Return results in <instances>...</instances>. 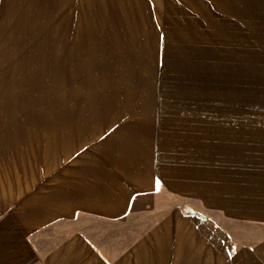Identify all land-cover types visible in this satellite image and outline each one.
Returning <instances> with one entry per match:
<instances>
[{
  "label": "rangeland",
  "instance_id": "rangeland-1",
  "mask_svg": "<svg viewBox=\"0 0 264 264\" xmlns=\"http://www.w3.org/2000/svg\"><path fill=\"white\" fill-rule=\"evenodd\" d=\"M75 1L81 5L68 0L63 16L64 8H53L52 33L37 27L39 64L35 58L36 73L26 75L22 108L18 104L30 119L33 149L41 139L54 153V111L62 118L63 111H77L89 115L79 122L100 126L104 109L150 106L153 94L169 118L179 119V108H167L187 91L189 103L180 108L202 122L210 169L219 167L227 179L241 176L248 197L264 198V0H192L203 15L193 37L184 30L190 23L181 0ZM229 140L240 141L233 163ZM162 200L142 201L116 223L83 213L67 221L0 204V264L42 263L79 230L94 244L112 242L120 251L162 215ZM246 218L209 210L210 224L201 226L211 238L213 264H264V222Z\"/></svg>",
  "mask_w": 264,
  "mask_h": 264
},
{
  "label": "crops",
  "instance_id": "crops-1",
  "mask_svg": "<svg viewBox=\"0 0 264 264\" xmlns=\"http://www.w3.org/2000/svg\"><path fill=\"white\" fill-rule=\"evenodd\" d=\"M187 1L181 0L180 11L188 15L184 30L193 37L203 15ZM70 4L0 0V204H20L35 215L67 221L83 213L116 223L142 201L164 199L162 215L120 251L112 242L94 244L79 230L38 264H213L211 238L202 231L203 223L210 224L209 210L264 222V198L248 197L241 176L236 179L232 173L227 179L219 167L211 174L202 122L180 108L189 103L187 91L175 97L178 107L167 108H179V119L169 118L153 94L150 106L104 109L101 115L107 118L100 126L93 119L79 122L76 118L89 115L77 111H63L64 118L54 111V153L41 139L33 149L30 119L22 117L18 104L22 108L26 75L36 73L31 72L35 58L39 64L37 27L45 25L52 33L53 8H64L63 16ZM239 144L226 143L228 161L236 159ZM218 159L214 157L215 165Z\"/></svg>",
  "mask_w": 264,
  "mask_h": 264
},
{
  "label": "bare ground",
  "instance_id": "bare-ground-1",
  "mask_svg": "<svg viewBox=\"0 0 264 264\" xmlns=\"http://www.w3.org/2000/svg\"><path fill=\"white\" fill-rule=\"evenodd\" d=\"M190 211V210H189Z\"/></svg>",
  "mask_w": 264,
  "mask_h": 264
}]
</instances>
